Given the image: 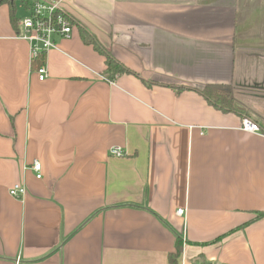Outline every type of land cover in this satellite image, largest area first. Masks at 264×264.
<instances>
[{
    "label": "crops",
    "instance_id": "0c3cea01",
    "mask_svg": "<svg viewBox=\"0 0 264 264\" xmlns=\"http://www.w3.org/2000/svg\"><path fill=\"white\" fill-rule=\"evenodd\" d=\"M29 1L0 4V264H174L176 239V264H264V0H56L74 25L44 78ZM80 28L129 71L107 80Z\"/></svg>",
    "mask_w": 264,
    "mask_h": 264
},
{
    "label": "built area",
    "instance_id": "2783aa9c",
    "mask_svg": "<svg viewBox=\"0 0 264 264\" xmlns=\"http://www.w3.org/2000/svg\"><path fill=\"white\" fill-rule=\"evenodd\" d=\"M19 24L23 29L19 36L29 43L32 58H36L47 50L56 47L53 36L70 37L74 20L56 0H30L27 14L20 19ZM36 72L39 78L46 76L44 65L39 66ZM105 78L113 82L107 76ZM242 129L250 132L259 131L258 125L247 118L242 119ZM109 152L113 156L123 155L122 148L118 146L111 147ZM29 168L35 172L36 178L41 177L39 161L33 160ZM8 193L13 197L21 198L25 193V186L15 183L8 189ZM183 212L184 209L182 208L176 210L178 215H182Z\"/></svg>",
    "mask_w": 264,
    "mask_h": 264
},
{
    "label": "trees",
    "instance_id": "16d2710c",
    "mask_svg": "<svg viewBox=\"0 0 264 264\" xmlns=\"http://www.w3.org/2000/svg\"><path fill=\"white\" fill-rule=\"evenodd\" d=\"M21 1L22 4L24 5L28 3V0H21ZM3 2H6V0H0V4ZM10 19L14 21L12 16ZM80 36L84 43L91 45L94 48V50H96L98 53L103 55L105 59V67H106L104 71V75L107 76L109 79H112L116 74L129 71L126 66H124L117 59H115L111 55L110 51L107 48H105L102 44H100L96 40V38L86 29L80 28ZM36 59L37 60L34 63V67H38V65L43 62V55L40 54ZM173 87L176 88L177 90L184 88V86H180V85L179 86L174 85ZM235 89L236 87L234 85H229V84L228 85L206 84L201 89H199L198 92L216 109H219L223 112L231 111L241 114L242 111L239 108H237V106H240V102L238 100L239 97L237 90ZM245 117L250 121L254 122L247 116ZM260 129L262 132H264V124H260ZM262 216H264V212L257 213V217H262ZM180 250H181V241L179 239H176L174 255L169 256L170 262L174 264L177 263V257L179 256Z\"/></svg>",
    "mask_w": 264,
    "mask_h": 264
},
{
    "label": "rangeland",
    "instance_id": "374dc122",
    "mask_svg": "<svg viewBox=\"0 0 264 264\" xmlns=\"http://www.w3.org/2000/svg\"><path fill=\"white\" fill-rule=\"evenodd\" d=\"M17 12H20V15H21L20 17H21V18H23V17L27 14V10H26V9L23 10V11L17 9ZM21 18H20V19H21ZM19 26H20V27H19L20 32H19L18 35L22 34V31H23L21 25H19ZM249 87H250V86H249ZM252 87H254V86H252ZM250 88H251V87H250ZM250 88H249V89H250ZM246 90H247V89H245L244 92H245ZM257 90H259V89H257L256 87H254V88H252V91L248 90L247 92L252 93V94H253V93L256 94L255 91L257 92ZM244 92H242V94H244ZM256 95H257V94H256Z\"/></svg>",
    "mask_w": 264,
    "mask_h": 264
}]
</instances>
